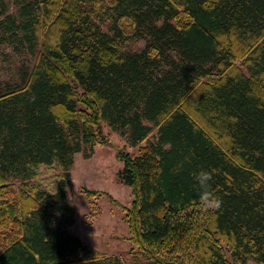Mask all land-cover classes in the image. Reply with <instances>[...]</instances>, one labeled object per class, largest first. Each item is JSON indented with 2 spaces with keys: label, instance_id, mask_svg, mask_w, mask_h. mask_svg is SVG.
<instances>
[{
  "label": "trees",
  "instance_id": "obj_1",
  "mask_svg": "<svg viewBox=\"0 0 264 264\" xmlns=\"http://www.w3.org/2000/svg\"><path fill=\"white\" fill-rule=\"evenodd\" d=\"M11 4L0 47L33 62L0 81V264H121L70 231V169L102 124L137 148L116 178L147 264H264V0ZM41 166L60 170L50 194ZM200 170L219 210L200 205Z\"/></svg>",
  "mask_w": 264,
  "mask_h": 264
},
{
  "label": "rangeland",
  "instance_id": "obj_2",
  "mask_svg": "<svg viewBox=\"0 0 264 264\" xmlns=\"http://www.w3.org/2000/svg\"><path fill=\"white\" fill-rule=\"evenodd\" d=\"M8 12H13L11 0H5ZM132 50H139L142 42L129 44ZM33 59L19 50L13 52L6 46L0 47V81L17 82ZM104 143H96L89 158L81 154L74 156L70 169L74 224L70 231L88 247L98 253L115 256L121 264H147L144 257L127 241V228L122 221L121 207L130 203L129 189L118 183L116 173L121 168L117 153L134 156L137 148H130L117 132L101 126ZM153 135V134H152ZM143 146V144H141ZM60 177L56 167H39V175L33 183L50 194ZM84 191L91 195L87 197ZM247 264H253L248 262Z\"/></svg>",
  "mask_w": 264,
  "mask_h": 264
},
{
  "label": "clouds",
  "instance_id": "obj_3",
  "mask_svg": "<svg viewBox=\"0 0 264 264\" xmlns=\"http://www.w3.org/2000/svg\"><path fill=\"white\" fill-rule=\"evenodd\" d=\"M194 180L198 185L199 202L203 209L219 210L222 206V199L211 189L212 173L206 170H200L193 174Z\"/></svg>",
  "mask_w": 264,
  "mask_h": 264
}]
</instances>
